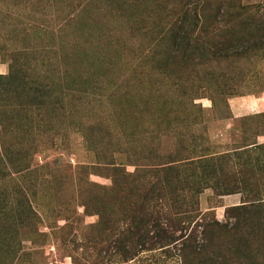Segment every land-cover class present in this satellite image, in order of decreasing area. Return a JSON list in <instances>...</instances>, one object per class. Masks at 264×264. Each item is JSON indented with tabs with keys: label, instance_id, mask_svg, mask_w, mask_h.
I'll use <instances>...</instances> for the list:
<instances>
[{
	"label": "rangeland",
	"instance_id": "1",
	"mask_svg": "<svg viewBox=\"0 0 264 264\" xmlns=\"http://www.w3.org/2000/svg\"><path fill=\"white\" fill-rule=\"evenodd\" d=\"M184 2L0 0V26L7 22L6 30L0 34V75L9 73L11 53L4 45H9L5 43L6 33L12 39L16 30L28 28L25 36L31 42L39 41L30 27L40 21L30 18L42 9L48 27L69 24L65 40L68 47L63 52L62 47H56L57 53H64L59 66L64 70L69 65L68 82L75 80L90 94L84 98L68 96L58 120L53 121L59 134L37 137L30 169L15 176L16 180L0 182V199L7 197L5 202L11 200L17 206L22 201L19 213H31L37 218L33 227L14 232V251L5 264H183L178 252L166 250L145 251L130 258L126 251L132 238L124 229L129 219L121 214L85 213L84 199L94 197L96 191H108L114 180L125 186L124 182H148L140 167L146 159L163 161L172 156L193 160V156L210 154L216 171L220 173L221 169L226 174L224 182H248L256 191L264 192V48L258 51L254 47L262 31L249 29L253 32L247 37L248 52L242 60L214 63L209 69L222 78L229 77L227 82L220 79L219 85L214 82L213 92H220V85L227 84L237 86L239 94L226 99L216 96L214 102L206 95L195 101L196 108L189 105L179 111L170 105L162 113L164 99L176 94L170 90L167 77L156 72L157 63L152 58L167 56L168 49L166 45L155 48L153 38L169 22L168 11L181 8ZM241 2L264 10V0ZM117 8L121 17L114 11ZM138 15L143 22L136 21L134 16ZM53 37L49 39L55 44ZM209 70H201V76L209 74ZM195 78L192 73L187 85L191 91L200 85L208 86L206 78L199 85ZM61 82L65 89L66 81ZM141 109H147V113L140 120L135 116V123L139 132L146 131L147 136L137 139L133 155L136 163L128 164L130 153L123 152L115 157L120 172L115 171L117 166L105 168L94 148L111 153L128 148L132 126L121 117ZM112 202L114 199L105 206ZM241 202V194L217 197L213 189L200 196L203 213L210 212L219 222L225 221L227 208ZM244 235L243 230H238L223 237L239 242ZM244 255L247 259L240 264L264 263L261 254L252 255L255 261L249 252Z\"/></svg>",
	"mask_w": 264,
	"mask_h": 264
},
{
	"label": "trees",
	"instance_id": "2",
	"mask_svg": "<svg viewBox=\"0 0 264 264\" xmlns=\"http://www.w3.org/2000/svg\"><path fill=\"white\" fill-rule=\"evenodd\" d=\"M114 11L118 17L122 16L119 8ZM120 12L124 13L123 10ZM38 13L40 18L36 13L30 19L40 22L30 29L39 41L31 42L28 35L25 36L28 28L16 30L12 39L6 33L5 43L9 45H4L11 54L9 73L0 75V182L9 178L16 180L30 169L38 147L37 137L59 134V127L53 121L58 120V113L68 96L84 98L90 95L89 91L79 88L75 80L68 82L69 65L64 70L59 66L64 53H57L56 47H62V52L68 47L65 40L69 24L56 23L48 27L43 10ZM167 15L169 22L155 35L153 46L166 45L168 55L160 58L155 55L152 60L157 63L156 72L167 77L171 84L169 88L176 95L167 101L164 99L162 113L170 109V105L179 111L180 107L187 109L189 105L196 108L195 101L206 95L214 102L216 96L226 99L239 94L237 86L227 84L220 85V92H213L215 83L219 85L220 79L227 82L229 77L222 78L209 69L214 63L242 60L248 52L247 37L253 32L249 31L251 27L263 32L261 39L254 43L255 50L264 48V10L245 5L241 0H185L181 8H173ZM134 17L137 22H143L139 15ZM1 24L0 34L6 30L7 22ZM144 31L148 32L147 29ZM224 34L233 40L225 39ZM50 36H54L51 39L55 44ZM207 69L209 74L201 76L200 71ZM192 73L198 79V85L206 78L208 86L200 85L191 91L187 85ZM64 80L67 84L65 89L61 82ZM146 113L147 109L134 110L132 115L121 117L132 126L128 148L113 153L94 148L100 164L105 168L117 166L115 157L123 152L130 153L128 164L136 163L133 155L137 139L145 138L147 132H139L135 119L137 122V118L140 120ZM193 157V160L192 157L172 156L163 161L146 159L140 167L145 170L148 182H124L125 186L114 180L108 191H96L94 197L90 195L84 199L85 213L126 216L129 222L124 229L132 238L126 252L132 259L145 251L158 250L178 252L183 264H240V261H246L244 254L247 252L251 259L252 255L258 254L264 259V192L256 191L248 182H224L226 174L221 169L220 173L216 171L214 156L210 154ZM119 167L115 171L120 172ZM208 189H213L217 197L242 195L241 204L226 209L224 222H219L210 212L203 213L200 208V196ZM112 199L113 204L106 207L105 202ZM5 200L9 199H0V203L3 202L0 204V264H5L7 256L14 251L17 240L14 232L33 227L37 221L34 214L19 213L22 201L17 206L11 200ZM238 230L245 233L239 242L223 237Z\"/></svg>",
	"mask_w": 264,
	"mask_h": 264
}]
</instances>
